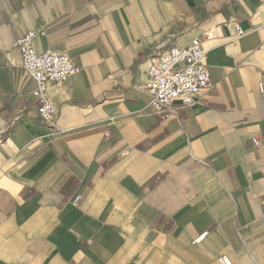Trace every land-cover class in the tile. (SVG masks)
<instances>
[{"label": "crops", "instance_id": "1", "mask_svg": "<svg viewBox=\"0 0 264 264\" xmlns=\"http://www.w3.org/2000/svg\"><path fill=\"white\" fill-rule=\"evenodd\" d=\"M31 31L80 68L48 85L52 125L15 46ZM195 39L214 86L163 117L151 58ZM223 257L264 264V0H0V264Z\"/></svg>", "mask_w": 264, "mask_h": 264}, {"label": "built area", "instance_id": "2", "mask_svg": "<svg viewBox=\"0 0 264 264\" xmlns=\"http://www.w3.org/2000/svg\"><path fill=\"white\" fill-rule=\"evenodd\" d=\"M238 37L243 31L236 24ZM36 32L31 31L19 38L15 46L21 51L22 65L35 81L33 98L38 103L39 116L44 124L52 125L58 113L57 104L47 95L52 82H69L80 70L75 62L62 51L49 50L39 53L35 48ZM206 51L200 39H195L189 47L170 49L157 53L151 58L148 83L145 93L149 106L157 114L164 116L176 112L174 103L179 101L183 107L195 103L196 98L213 88L209 70L205 64ZM254 144L261 145L259 139ZM80 197L74 200L76 205ZM222 264L230 260L222 258Z\"/></svg>", "mask_w": 264, "mask_h": 264}, {"label": "bare ground", "instance_id": "3", "mask_svg": "<svg viewBox=\"0 0 264 264\" xmlns=\"http://www.w3.org/2000/svg\"><path fill=\"white\" fill-rule=\"evenodd\" d=\"M230 262V264H231V261H229Z\"/></svg>", "mask_w": 264, "mask_h": 264}]
</instances>
